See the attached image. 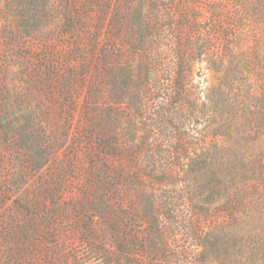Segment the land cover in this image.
Returning a JSON list of instances; mask_svg holds the SVG:
<instances>
[{
  "label": "rangeland",
  "instance_id": "obj_1",
  "mask_svg": "<svg viewBox=\"0 0 264 264\" xmlns=\"http://www.w3.org/2000/svg\"><path fill=\"white\" fill-rule=\"evenodd\" d=\"M254 6L0 0V264H261L259 195L229 211L225 192L230 107L246 99L232 58L260 36ZM183 14L213 34L184 39ZM232 21L250 25L240 37ZM185 43L206 45L188 86L199 98L190 125L174 103L173 50Z\"/></svg>",
  "mask_w": 264,
  "mask_h": 264
},
{
  "label": "trees",
  "instance_id": "obj_2",
  "mask_svg": "<svg viewBox=\"0 0 264 264\" xmlns=\"http://www.w3.org/2000/svg\"><path fill=\"white\" fill-rule=\"evenodd\" d=\"M254 14L260 16L264 19V0H255ZM214 14V13H212ZM191 17L188 14H183L178 27L180 33L187 38L195 37L196 34H203L208 32L209 36L213 34L211 28L206 29L199 21H191ZM212 17H218V15H213ZM263 22V21H262ZM261 27L259 28H250L251 31H260V36L256 38V43L254 45H249V42L245 43L248 46L249 50L246 51V54L241 56H234L232 58V73L233 81L243 82L245 85V100H240V94H237L233 100V103L230 107L231 114V125L228 128L234 126L236 130V136L233 140V163L232 176L233 180L229 187H225V192L228 188L234 190L232 198L230 197L226 210L233 208V200L238 201L243 197L249 199V195L254 194L259 195V199L256 200V204L261 205L264 208V25L259 21ZM170 24V23H169ZM232 30L235 32V35H242L244 32V26L250 25L245 21H232ZM220 33H226L230 30V25L214 24ZM257 32L251 33L250 35L256 36ZM186 41V40H185ZM239 45V41L235 40ZM242 42V38H241ZM205 43L195 49L194 46L190 43H185L179 49L175 48L174 55L177 58V67L175 68V101L176 106L181 108L183 111L184 119L187 120V124L192 123L191 119L195 117V114L199 111L197 100L199 98H193L194 95L191 93V90L188 88L190 85V77L193 72V67L200 58L201 54L204 52ZM198 51V52H197ZM197 52V53H196ZM248 74V76H246ZM252 75L256 78L257 85H250V80L248 78ZM257 87L259 92H253L252 88ZM173 120V118H172ZM174 121V120H173ZM171 121V122H173ZM184 143L180 142V145ZM237 178H240V182ZM247 181H255L253 185L249 186ZM221 182L217 183V186H214L212 190L213 193L220 196L223 192L222 187L220 186ZM246 184L245 186H241ZM225 186V185H224ZM262 187V188H261ZM252 189V191H251ZM223 210V209H222ZM155 212L153 209H150L148 213H145L146 221L153 222L156 225V217L154 218ZM152 220V221H151ZM155 220V222H154ZM159 237V233H158ZM238 236V234L236 235ZM200 238V235L197 233V240ZM258 244L253 249V254H255L262 261L261 264H264V236L259 235L257 238ZM241 239L234 238L235 244L240 242ZM231 241L228 242V244Z\"/></svg>",
  "mask_w": 264,
  "mask_h": 264
}]
</instances>
